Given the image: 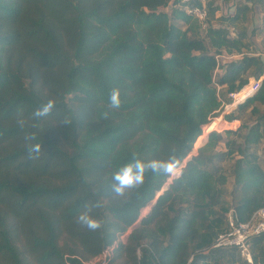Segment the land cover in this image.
<instances>
[{"label":"trees","instance_id":"16d2710c","mask_svg":"<svg viewBox=\"0 0 264 264\" xmlns=\"http://www.w3.org/2000/svg\"><path fill=\"white\" fill-rule=\"evenodd\" d=\"M191 3L205 5V29L180 0H0V264H80L114 244L108 264H264V233L251 239L252 263L214 246L227 196L241 221L264 206V78L224 116L237 129L209 123L264 74V0ZM220 52L239 56L215 75ZM48 100L51 113L34 118ZM248 110L251 124L240 117ZM134 155L182 167L148 171L115 196L113 174ZM96 202L102 227L91 231L77 217Z\"/></svg>","mask_w":264,"mask_h":264},{"label":"built area","instance_id":"2783aa9c","mask_svg":"<svg viewBox=\"0 0 264 264\" xmlns=\"http://www.w3.org/2000/svg\"><path fill=\"white\" fill-rule=\"evenodd\" d=\"M180 2L187 13L192 14L193 16L199 19L202 24V28L205 29V19L207 17V9L205 5H195L191 3V0H180ZM258 54H260L261 56L264 55L261 52H258ZM234 56V54H228L226 52L216 53L215 59L217 62V68L215 70V75L218 71H220L221 63L234 58ZM263 78L264 74H262L258 79H254L241 91L229 93V97L232 98V103L225 104V111L231 108L233 105H237L248 95L255 92L259 88V85ZM217 89L218 91L221 89V86L219 84H217ZM226 223L227 229L219 234L216 241L214 242V246H235L239 249L242 258L252 263L253 257L251 252V239L256 235L264 233V206L254 211L247 221H241L239 219L236 209L231 206L227 212ZM126 236L127 233L122 235L120 237V240H125ZM114 246L115 244L106 247L100 254H98L94 258L89 260H82L80 264H108Z\"/></svg>","mask_w":264,"mask_h":264},{"label":"clouds","instance_id":"9594fccd","mask_svg":"<svg viewBox=\"0 0 264 264\" xmlns=\"http://www.w3.org/2000/svg\"><path fill=\"white\" fill-rule=\"evenodd\" d=\"M121 105L120 91L118 88H113L109 93V107L112 109H118ZM55 106L54 100H48L34 113V118L44 117L51 113ZM107 112L104 113V117L107 118ZM68 123L67 121H65ZM21 127L24 126L23 121H20ZM36 137L34 134H26L25 140L32 141ZM41 151V145L29 144L28 155L30 159H38ZM35 154V155H33ZM177 163L175 157H169L168 160H151L145 162L144 160L133 156L132 160L123 165L113 174L111 190L115 196H124L127 190L136 189L143 185L145 181V173L151 171L155 174H166L170 175L175 172ZM101 207L99 202L90 205L85 211L81 212L77 217V223L82 227H86L88 230L95 231L102 227V222L95 219L92 215V209Z\"/></svg>","mask_w":264,"mask_h":264},{"label":"rangeland","instance_id":"374dc122","mask_svg":"<svg viewBox=\"0 0 264 264\" xmlns=\"http://www.w3.org/2000/svg\"><path fill=\"white\" fill-rule=\"evenodd\" d=\"M230 5H231V2L229 3H227V4H225L224 5V8H223V12H226V11H228L229 9H231L232 8V6L230 7ZM222 11H219L218 12V14H220ZM253 22L254 23H260V19H261V16H262V13L260 12V9H259V7L258 6H256L255 7V9H254V11H253ZM202 33H204V32H202ZM255 42L257 43V48H258V51L259 52H261L262 54H264V52H263V46L259 43V39L258 38H255ZM262 58L264 59V55H262ZM254 79H253V77L252 78H250V83L253 81ZM249 83V84H250ZM242 90V89H241ZM240 90V91H241ZM239 92V91H238ZM236 107V105H233L231 108H229V109H227L226 111L225 110H223V108H222V110L220 111V113L217 115V116H214V117H212L211 118V120H210V122L209 123H212V122H214V121H216V122H218L220 125L218 126V127H216V130H218V131H223V130H226V129H237L238 127H239V125H240V123H241V121H239V122H229V121H227L226 119H225V115L226 114H228V113H230L231 111H233L234 110V108ZM259 107L264 111V105H259ZM240 117L243 119V120H245V121H247L248 123H253L254 122V120H255V117L256 116H253V115H250V112H249V110L248 111H246V112H242V113H240ZM208 123V124H209ZM209 130V129H208ZM212 130H215V128L214 129H210V131H212ZM209 131V132H210ZM206 138V136H202V139H198L197 140V142H196V144H195V146H194V148H193V150H192V152H191V155L193 154V153H196L197 152V149L199 148V146L202 144V140L203 139H205ZM220 150H226V146L223 144V143H221L220 145H219V147H218ZM258 151H259V153L261 154V156H263L264 157V139H262L261 140V142L259 143V145H258ZM187 160V159H186ZM185 160V161H186ZM233 161H234V158L233 159H230V160H227V161H225L224 163H223V167H224V169H225V171L228 173L229 172V169H230V166H231V164L233 163ZM185 164V162L183 163V165ZM179 171V169H175V172L173 173V175L174 174H176L177 172ZM171 180L172 179H170L169 178V180H168V182L165 184V186H164V188H166L167 187V185L171 182ZM231 186H232V180H230V182L228 183V187L229 188H231ZM163 188V189H164ZM160 193V192H159ZM227 203H228V208H230L231 207V204L229 203L230 202V199H229V197L227 196ZM148 211V208H145L144 210H143V212H144V214L146 213ZM243 259V258H242ZM243 260H245V259H243ZM247 261V260H246Z\"/></svg>","mask_w":264,"mask_h":264},{"label":"crops","instance_id":"0c3cea01","mask_svg":"<svg viewBox=\"0 0 264 264\" xmlns=\"http://www.w3.org/2000/svg\"><path fill=\"white\" fill-rule=\"evenodd\" d=\"M231 10H233V8H231L230 11H231ZM261 18H262V16H261ZM260 20H261V19H260ZM260 22H261V21H260ZM255 24L258 25L259 23L256 22ZM258 52H259V51H258ZM238 56H239V55H235L234 58H236V57H238ZM231 122H232V123H233V122H239V120H233V121H231ZM209 131H210V130H208L204 136H206V135L209 133Z\"/></svg>","mask_w":264,"mask_h":264},{"label":"water","instance_id":"95a60500","mask_svg":"<svg viewBox=\"0 0 264 264\" xmlns=\"http://www.w3.org/2000/svg\"><path fill=\"white\" fill-rule=\"evenodd\" d=\"M206 136H207V135H206ZM204 140H205V139L202 140V143H203ZM190 156H191V154L188 156V158H189ZM181 167H182V166L179 167V171L181 170ZM179 171H178V172H179ZM172 177H173V176H171L170 179H172ZM167 186H168V185H167ZM164 189H165V188H164ZM162 192H163V189H162V191H160V193H162ZM160 193H159V194H160ZM157 196H158V195H157Z\"/></svg>","mask_w":264,"mask_h":264}]
</instances>
